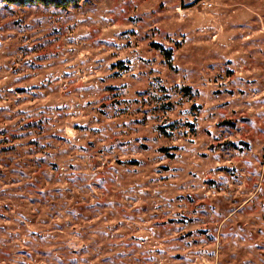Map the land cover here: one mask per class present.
I'll use <instances>...</instances> for the list:
<instances>
[{
	"label": "rangeland",
	"instance_id": "374dc122",
	"mask_svg": "<svg viewBox=\"0 0 264 264\" xmlns=\"http://www.w3.org/2000/svg\"><path fill=\"white\" fill-rule=\"evenodd\" d=\"M0 264H264V0L0 1Z\"/></svg>",
	"mask_w": 264,
	"mask_h": 264
},
{
	"label": "trees",
	"instance_id": "16d2710c",
	"mask_svg": "<svg viewBox=\"0 0 264 264\" xmlns=\"http://www.w3.org/2000/svg\"><path fill=\"white\" fill-rule=\"evenodd\" d=\"M4 3L7 4H13V5H18V6H24V5H33V4H39L42 6H65L68 4H72L76 0H0ZM160 48V47H158ZM161 53L164 55L166 60L170 61L172 58V53L170 50L165 51L163 49H159Z\"/></svg>",
	"mask_w": 264,
	"mask_h": 264
}]
</instances>
